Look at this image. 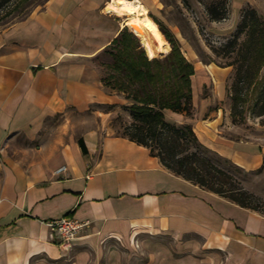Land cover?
Segmentation results:
<instances>
[{
    "label": "crops",
    "instance_id": "obj_1",
    "mask_svg": "<svg viewBox=\"0 0 264 264\" xmlns=\"http://www.w3.org/2000/svg\"><path fill=\"white\" fill-rule=\"evenodd\" d=\"M106 2L49 0L0 31V264H120L110 247L132 249L136 240L151 250V239L163 236L174 242L168 264H264V214L172 174L148 149L110 133L107 119L127 101L104 88L91 65L123 30L102 11ZM91 106L115 108L80 136L68 119L51 123ZM208 107L192 119L169 110L164 117L190 124L223 162L264 171V126L251 139L227 138L224 113L206 116ZM66 216L89 222L70 249L46 226Z\"/></svg>",
    "mask_w": 264,
    "mask_h": 264
},
{
    "label": "trees",
    "instance_id": "obj_2",
    "mask_svg": "<svg viewBox=\"0 0 264 264\" xmlns=\"http://www.w3.org/2000/svg\"><path fill=\"white\" fill-rule=\"evenodd\" d=\"M15 1L0 0V14ZM207 13L214 22L226 19V3L209 5ZM155 22L171 46L163 59H149L137 37L127 28L104 50L107 53L111 51L113 64L110 68L113 74L102 78V85L112 92L123 94L129 103L123 107L129 111L131 123L121 137L148 149L150 155L172 174L242 208L264 214L256 205V197L245 190L240 180L214 163L212 156L221 160L216 154L210 153V157L203 154L205 147L190 124L177 126L166 121L165 110L187 117L192 115L191 77L195 70L181 53L179 42L171 32ZM242 36L244 40L239 43ZM231 43V53L236 52L237 56L230 88L231 117L235 120L245 103V92L256 84L264 68V22L256 10L251 7L242 10L241 21ZM259 86L253 115L263 118L264 82ZM78 144L82 153L87 155L82 139L78 140ZM224 163L236 173L249 175L228 162ZM259 173L261 169L251 174Z\"/></svg>",
    "mask_w": 264,
    "mask_h": 264
},
{
    "label": "rangeland",
    "instance_id": "obj_3",
    "mask_svg": "<svg viewBox=\"0 0 264 264\" xmlns=\"http://www.w3.org/2000/svg\"><path fill=\"white\" fill-rule=\"evenodd\" d=\"M48 1L16 0L0 14V31L12 24L27 19L30 15L42 9ZM110 1L107 0V2ZM140 1L148 8L149 16L154 21L159 22L167 31L171 32L179 42L181 53L195 68V73H197V75L195 74V80H201L195 95V102L192 100V115L190 117L183 116L192 119L198 109L202 110L209 105L206 116L218 109L224 113L223 121L227 126L224 133L225 137L234 140H247L256 135L255 130L260 126H264V117L257 118L253 115V107L260 89L259 85L262 86L264 82V68L261 70L256 84L252 85L245 92V103L242 109H240V113L235 120L232 119L230 88L234 79L237 56L236 52L231 53L230 49L232 48L233 43L231 42H233L237 26L241 21V12L244 8L251 7L256 10L264 22V0ZM224 2L227 8L226 19L220 22L211 21L207 13V7L211 4H222ZM106 3L102 5V11ZM109 16H111V19H115L121 23V18ZM243 40L244 37H240L239 43ZM108 52L110 53L111 51ZM109 53L102 51L92 59V68L96 70L100 81L105 76L113 74L110 68L113 60ZM164 57L158 56L155 58L163 59ZM229 64H233V66L229 67ZM198 68H200V71L197 70ZM219 79H222L220 83L218 82ZM106 89L111 92V89ZM117 94L124 98L123 94ZM110 111L113 110L108 109L106 106H91L90 110L83 114L69 110L65 117L58 116L51 123H54L56 126L65 123L66 119H68L70 126L73 124L77 125L75 132L80 136L84 130L96 128L97 123L102 121V118L98 116L99 113L103 114ZM107 123H109L112 135H123L125 128L131 123L129 111L122 106L112 113L107 119ZM20 145H25V143L21 142ZM205 150L203 154L210 157L208 149L205 148ZM212 158L214 163L225 168L240 180L245 190L256 197V205L260 206L264 212V171L256 175H242L231 170L226 163L218 160L216 157L212 156ZM150 242L149 246L152 247L151 250H148L147 245L142 244V242L138 244L136 240L131 247L132 249L122 250L114 245V247L110 248L111 250L120 251V264H153L154 260L156 261L157 259H161L163 264L170 263L171 248L174 247L173 240L168 236H163L154 240L151 239ZM157 248L168 249L170 254L159 251Z\"/></svg>",
    "mask_w": 264,
    "mask_h": 264
},
{
    "label": "bare ground",
    "instance_id": "obj_4",
    "mask_svg": "<svg viewBox=\"0 0 264 264\" xmlns=\"http://www.w3.org/2000/svg\"><path fill=\"white\" fill-rule=\"evenodd\" d=\"M104 13L121 18V26L132 32L149 59L170 52L156 22L149 16L148 8L140 0H111L106 3Z\"/></svg>",
    "mask_w": 264,
    "mask_h": 264
},
{
    "label": "built area",
    "instance_id": "obj_5",
    "mask_svg": "<svg viewBox=\"0 0 264 264\" xmlns=\"http://www.w3.org/2000/svg\"><path fill=\"white\" fill-rule=\"evenodd\" d=\"M66 167L56 170V174L65 172ZM50 231V238L60 247L70 249L72 242L89 227V222H82L70 217H62L57 220L46 222Z\"/></svg>",
    "mask_w": 264,
    "mask_h": 264
},
{
    "label": "water",
    "instance_id": "obj_6",
    "mask_svg": "<svg viewBox=\"0 0 264 264\" xmlns=\"http://www.w3.org/2000/svg\"><path fill=\"white\" fill-rule=\"evenodd\" d=\"M140 45H141V44H140ZM141 47H142V46H141ZM164 56H165V55H164ZM164 56H163V57H164Z\"/></svg>",
    "mask_w": 264,
    "mask_h": 264
}]
</instances>
